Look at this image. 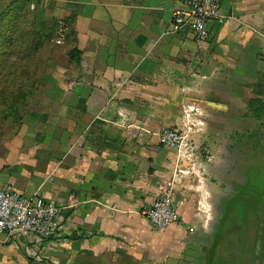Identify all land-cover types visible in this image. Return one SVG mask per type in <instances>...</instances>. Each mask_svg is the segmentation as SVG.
<instances>
[{"label": "crops", "instance_id": "1", "mask_svg": "<svg viewBox=\"0 0 264 264\" xmlns=\"http://www.w3.org/2000/svg\"><path fill=\"white\" fill-rule=\"evenodd\" d=\"M45 3L79 63L49 61L0 188L60 205L62 238L0 235V264H264V0H221L202 43L172 31L184 0ZM219 153L251 162L240 182L216 184ZM168 192L179 222L156 228L143 211Z\"/></svg>", "mask_w": 264, "mask_h": 264}, {"label": "rangeland", "instance_id": "2", "mask_svg": "<svg viewBox=\"0 0 264 264\" xmlns=\"http://www.w3.org/2000/svg\"><path fill=\"white\" fill-rule=\"evenodd\" d=\"M40 7L46 11L41 12ZM48 8L45 0H0V158L7 142L12 147L16 138L33 136L31 130L36 121L28 110L42 97L33 96L31 91L48 87L49 61L64 67L70 51L64 20L51 21ZM218 155L216 184L240 182L243 170L251 162L236 158L234 153L231 160ZM257 168L258 172L249 173L250 185L256 186L260 181L264 188V164ZM238 207L232 208V217L239 215Z\"/></svg>", "mask_w": 264, "mask_h": 264}, {"label": "built area", "instance_id": "3", "mask_svg": "<svg viewBox=\"0 0 264 264\" xmlns=\"http://www.w3.org/2000/svg\"><path fill=\"white\" fill-rule=\"evenodd\" d=\"M221 0H184V6L172 14V31L187 26L193 40L202 43L209 37V24L220 16ZM183 136L176 128H164L159 133L163 146L176 148ZM62 207L38 195H26L14 189L0 188V235L11 234L27 241H59L62 238ZM143 214L156 228H166L179 222L171 193L153 200Z\"/></svg>", "mask_w": 264, "mask_h": 264}, {"label": "trees", "instance_id": "4", "mask_svg": "<svg viewBox=\"0 0 264 264\" xmlns=\"http://www.w3.org/2000/svg\"><path fill=\"white\" fill-rule=\"evenodd\" d=\"M79 51L78 50H70L68 52V57L70 60H73L76 64L79 63Z\"/></svg>", "mask_w": 264, "mask_h": 264}]
</instances>
